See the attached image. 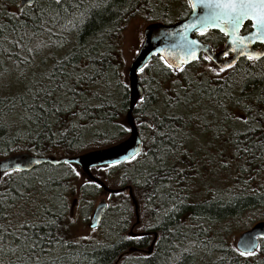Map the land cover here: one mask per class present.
Returning a JSON list of instances; mask_svg holds the SVG:
<instances>
[{
	"label": "trees",
	"instance_id": "trees-1",
	"mask_svg": "<svg viewBox=\"0 0 264 264\" xmlns=\"http://www.w3.org/2000/svg\"><path fill=\"white\" fill-rule=\"evenodd\" d=\"M129 3L150 4L148 0H68L67 4L43 2L13 15L0 11V66L3 59L13 57L18 43L27 48L30 38L46 34L48 38L51 29L56 28L59 34L53 36L58 38L74 32V45L62 57L52 59L53 65L43 79L30 69L19 78L23 83L16 94L0 97V158L20 152L71 156L126 136V76L124 82H118L121 91L115 103L94 95L99 104L90 107L87 91L91 83L106 80L113 70L115 75H122L111 35L118 15ZM188 9L186 0H178L175 12L179 18ZM175 18L176 15L168 17ZM250 29L248 21L241 31ZM196 35L213 46L223 40L216 31ZM201 60L200 57L174 71L161 56H153L140 72L145 94L133 109L138 119L144 117L151 122H139L141 151L128 161L92 168L93 174L106 184V177H112L114 188L131 185L141 224L144 211L152 220L140 231L157 232L151 254H124L118 264H264V238L252 255H242L233 244L234 237L243 231L239 227L245 212L264 204V56L242 57L219 75ZM196 65L212 73L202 75ZM188 68L195 72L191 78L183 76L180 85H168L165 102L172 111L159 112L156 106L164 97L160 91L166 90L161 85L173 73ZM237 112L244 117L239 121L241 129L228 128L222 136L233 162L230 195L221 198L210 189L204 196H192L187 189L195 181V173L212 174V168L195 154L196 150L189 152L191 148L183 144L180 136L189 125L195 130L204 125L208 114H220L225 123ZM10 114L16 117L13 126L1 121ZM76 117L80 119L78 125L73 124ZM91 118L109 126L107 131L93 133L89 142L83 139L80 121ZM220 151L224 153L222 146ZM194 158L206 165L207 173L196 168ZM48 164L36 165L29 171H8V175L0 173V264H114L130 246L149 245L152 236L130 237L125 233L133 210L127 190L110 194L117 202L104 210L101 222L109 221L99 242L74 243L63 235V215L55 212L54 205L26 206L28 214L16 215L22 196L32 188L36 168ZM114 168L119 172L116 179ZM219 168L226 173V163ZM53 181L43 178L38 184L51 190L57 184ZM89 182L102 191L98 184ZM115 217L120 220L118 232L112 230ZM32 224L38 226L31 227ZM33 243L37 244L35 249L31 247ZM179 244L187 248L181 251Z\"/></svg>",
	"mask_w": 264,
	"mask_h": 264
},
{
	"label": "rangeland",
	"instance_id": "rangeland-1",
	"mask_svg": "<svg viewBox=\"0 0 264 264\" xmlns=\"http://www.w3.org/2000/svg\"><path fill=\"white\" fill-rule=\"evenodd\" d=\"M8 13L13 15L15 11H8ZM141 24V17L131 18L126 24L125 29L119 36L118 42L115 43V48L119 50L122 75H115V70H113L111 75H109L106 80H98L97 82L91 83L87 91L91 98L89 103L90 107L99 104V102L94 99V95L110 98L114 103L115 99H119L121 88L119 86L120 83L118 84V82L120 79L124 82V75L127 78L128 65L141 44V41H138L139 32L141 33L142 31L140 28ZM73 33L69 34V36L64 33L62 35H65L66 38L63 36L58 38L56 35L53 36L54 34H59L58 29L56 28L51 29L48 38L47 34L46 36L43 35L38 36L37 38H30L27 48H23L18 43L17 50L14 51L15 53L13 57L9 56V58H5L1 61L0 97L8 98L11 95L16 94V92L22 87L21 84L23 83L19 78L23 76L22 74H24V72H27L30 69H33L34 73H36L40 79H43V75H45L47 71L49 72L53 65L52 59L62 57L68 53L74 45ZM200 63H204L206 67L210 68L213 73H217V75L223 73L211 68L210 64L203 60H201ZM196 69H201L199 70V73L202 75H207L208 72H211L210 70L202 69L200 65H196ZM193 74H195V72L191 70V68L181 69L179 72L177 71L176 73H173L171 78L161 85V88L166 86V90L164 92L160 91L162 93L161 96L164 97H160L157 103L156 107L159 112L168 113L172 111L171 108L167 107L168 102H165L166 96L169 95V91L167 90L168 85L174 82H178L180 85L183 76L191 78ZM115 77L117 79H115ZM78 118L79 117H76L74 119V125L79 124L80 119ZM205 119L206 123L204 125H198L197 130L191 128V125H189L185 130V132H187H183V135L180 137L184 138L182 140L183 144L191 148L189 149V152L194 149L196 150L195 154H199L202 160L209 162L212 168V174L209 171L208 173L205 171L207 168L203 162H201L198 158H194L193 162L196 168L200 171L204 169L202 172L207 174L196 172L195 181H191V188L187 190L192 196L200 197L206 195L207 190L214 189L217 195L224 198L229 196L231 193L232 180L230 174L232 173L233 162L230 158L231 152L227 151L228 145L225 142H222V136L228 128L230 130L241 129L242 126L239 121L244 120V117L241 113L237 112L235 114V118L228 120L225 123H222L220 114H208ZM1 121L13 126L16 124V117L11 114L10 116L6 115ZM80 122L84 131L83 139L84 141L89 142L94 138L93 133L98 130L107 131L109 126L108 124L100 123L98 120H94L93 118L88 121L83 120ZM214 136H217V138ZM221 146L224 151H227L226 154H224L225 152L223 153L217 149L218 147L221 149ZM58 155L59 154L56 152L55 156L58 157ZM225 163L227 169L226 173L225 170H221V168H219L221 164ZM36 169V172H34V176L36 178L33 180L32 188L26 192L24 196H22L20 203L17 205L15 214L23 215L24 212L28 214L26 206L28 208H30V206L37 208L43 203L51 206L54 205V208H56L55 212L57 211V213L63 215V220L60 221L61 226H63L61 231L68 239L74 243L86 244L101 241L106 232L105 226H107V222L109 220L101 222L98 227L90 228L88 223L91 215L99 201L104 200L107 206H111L112 203L117 202V199H114L110 194L97 189L87 180V177L71 163L64 162L56 165L48 164L43 167L39 166ZM113 170L114 172L112 171V173L116 179L119 172L116 168ZM106 172L107 169L104 170V173ZM262 177H264V173L262 174ZM43 178L48 180L53 178V182L57 183L55 185L56 188H52L53 190H47L43 187V185H39L38 181L43 180ZM106 178L109 181L107 185L111 187L114 186L113 180L111 179L112 177ZM188 185L189 184L186 186ZM108 211L109 210H107L105 214L106 218L108 216ZM131 216L132 217L125 227L126 234L135 220L132 208ZM141 217H143L142 220L144 225L141 224L140 221L139 224L134 227V231H140L144 226L150 225L152 222L148 213L145 211ZM139 219H141L140 216ZM242 220L243 225L239 227L240 230L248 228L258 220H264V204L256 205V207H252L247 210L243 215ZM119 223V218L115 217V225L112 227L113 231L118 232V229L120 228ZM179 245H181L179 246L181 251L187 248L182 244ZM138 252L143 253L141 251Z\"/></svg>",
	"mask_w": 264,
	"mask_h": 264
},
{
	"label": "water",
	"instance_id": "water-1",
	"mask_svg": "<svg viewBox=\"0 0 264 264\" xmlns=\"http://www.w3.org/2000/svg\"><path fill=\"white\" fill-rule=\"evenodd\" d=\"M34 1L35 0H31V3ZM188 2L190 11L185 17L168 24L150 23L143 30L144 39L127 68L129 101L125 113V123L128 127V134L126 137L107 146L92 148L71 156H39L30 152H20L0 158V173L13 170H30L42 163L60 164L68 162L78 165L87 177V180L98 184L105 193L113 194L127 190L135 216V220L128 231V236L142 237L152 235L153 237L149 245L145 248L130 246L118 256L114 264H118V261L124 254L128 255L136 251H141L146 255L151 254L157 239L156 231H134V227L139 224L140 219L138 202L134 196L132 186L126 185L118 188L110 187L91 172V168L102 165H112V162L115 160H119L120 162L128 161L141 151L142 140L136 119L133 115V109L137 101L141 99L143 95V87L138 75L139 70L155 55L163 57V59L167 61V64L173 65L172 68L174 69L196 61L201 52H204L221 68H228V65L232 66L240 58L248 57L249 55L260 54L259 58L264 56V42L253 38L251 40H246L243 45L234 43V36L225 35V32L220 31V29L215 26H205L198 22L200 17L210 11L209 9L200 4H197L196 8H192L191 3L196 2V0H188ZM26 5H29L26 0H20L19 9H22ZM248 21L251 22V29L245 33H241L243 25ZM252 23L253 21L250 19L245 20L236 35L247 37L250 33L255 32V29L252 28ZM191 25H196V27H190ZM208 29L217 30L226 37L222 50L213 52L209 45L199 40L194 35L197 32ZM226 54L229 55L224 57ZM138 120L139 122L151 125V122L147 118L141 117ZM125 156L130 157V159H123ZM106 207L107 204L104 200L97 203L88 223L90 228H95L100 225ZM246 236H254L255 242L259 245L260 239L264 238V220L254 222L251 226L239 232L234 237L233 244L237 251H243V249L240 248V241L242 237ZM257 249L258 248H255L253 251L255 252Z\"/></svg>",
	"mask_w": 264,
	"mask_h": 264
},
{
	"label": "snow or ice",
	"instance_id": "snow-or-ice-1",
	"mask_svg": "<svg viewBox=\"0 0 264 264\" xmlns=\"http://www.w3.org/2000/svg\"><path fill=\"white\" fill-rule=\"evenodd\" d=\"M27 3H31V0H26ZM58 2V0H57ZM197 4L209 9L202 17L199 18V23L205 26H215L220 29V31L225 32V35L234 36V43H239L243 45L246 40L256 39L264 42V0H196V2L191 3L192 8H196ZM252 20V28L255 32L250 33L247 37H241L236 35L240 26L245 20ZM190 27L195 28L196 25H191ZM195 43V42H192ZM260 54L249 55V59H257ZM163 59V57H162ZM207 59V57H206ZM167 63V61H165ZM173 65L168 64L171 68ZM229 67L231 65H228ZM144 69L141 68L142 72ZM223 70V69H221ZM123 159L128 160L130 157L125 156ZM119 160H115L112 163H119ZM8 175V172L4 173ZM50 223H55L50 221ZM22 224L21 227H25ZM38 225L32 224L31 227H37ZM32 249L37 247L36 243L31 245ZM259 245L255 242L254 236L242 237L240 241V248L242 255H252L254 254L253 249L258 248Z\"/></svg>",
	"mask_w": 264,
	"mask_h": 264
},
{
	"label": "flooded vegetation",
	"instance_id": "flooded-vegetation-1",
	"mask_svg": "<svg viewBox=\"0 0 264 264\" xmlns=\"http://www.w3.org/2000/svg\"><path fill=\"white\" fill-rule=\"evenodd\" d=\"M60 1H62V3H68V0H35L33 3L29 4V5H26L24 6L22 9L24 8H27V7H36L38 5H40L41 3L43 2H54V3H59ZM187 1V4L189 6V9H188V12L186 13V15L189 13L190 11V5H189V2L188 0ZM148 2L150 3L149 5H142V4H133V3H129L127 4L124 8V11L123 13H120L116 19V22H115V31L113 32V35H111V39L112 40H115V43L118 42V39H119V36L120 34L123 32V30L125 29V26L126 24L128 23V21L131 19V18H135V17H138L140 18L141 17V20H142V24L140 26V28L142 29L141 33L139 32V36H138V41H143L144 39V34H143V30L144 28L150 24V23H164V24H168V23H173V22H176L178 21L179 19L185 17L186 15H184L183 17H180L179 18V15H177V8H178V0H148ZM19 4H20V0H0V11H21L22 9H19ZM172 9V10H171ZM174 9V10H173ZM170 15H176V18L174 20H170L168 19V17ZM209 31H216L218 33H220L222 35V42L219 43L217 46H213L211 43H208L204 40H202L201 38H199L196 34H206L207 32ZM241 33H245V32H242ZM199 40L203 41L204 43H206L207 45H209V47L212 49L213 52H217V51H220L222 50L223 46H224V43L226 41V37L219 31L217 30H212V29H208V30H205V31H202V32H197L194 34ZM141 45V44H140ZM140 47V46H139ZM258 47V46H257ZM139 49V48H138ZM138 51V50H137ZM135 52V51H134ZM132 52V53H134ZM137 53V52H136ZM136 55V54H135ZM134 55V56H135ZM229 54H226L224 55V57H227ZM202 58L204 61H206L208 64H210V66L212 68H214L215 70H218V72H223L225 70H227V68H221L219 67L214 61H212L204 52H201L199 54V57L198 58ZM207 57V59H206ZM115 58L117 60V62L121 65V62L119 60V50L115 49ZM133 59V58H132ZM149 62V61H148ZM147 62V63H148ZM146 63V64H147ZM191 64V63H190ZM188 65V64H186ZM146 66V65H145ZM144 66V67H145ZM184 66V65H182ZM179 67L177 68L176 70L182 68ZM143 67V68H144ZM229 68V67H228ZM121 69V68H120ZM223 69V70H221ZM174 69V71H176ZM140 70L138 72V75H139V78H140ZM125 80V79H124ZM140 83H141V78H140ZM126 84L128 86V81L126 80ZM142 87H143V95L145 94V88L143 86V84L141 83ZM79 90L81 91H84L85 88L84 87H79ZM128 91H129V87H128ZM142 95V96H143ZM128 101H129V93H128ZM135 119H136V123H137V126H138V130H139V121H138V116L134 115ZM140 133V131H139ZM141 136V135H140ZM126 137V136H125ZM124 138V137H123ZM121 138V139H123ZM120 139V140H121ZM119 141V140H117ZM115 141V142H117ZM225 142V141H224ZM226 143V142H225ZM227 144V143H226ZM218 150H221L219 149V147L217 148ZM227 151H229V147L227 149ZM226 152V151H224ZM76 168H78V170L80 172L81 169L78 165L76 164H73ZM116 165V164H115ZM91 172H93L92 168H91ZM83 173V172H82ZM84 174V173H83ZM152 236V235H151ZM153 237V236H152ZM152 239V238H151ZM151 241V240H150ZM155 244V243H154Z\"/></svg>",
	"mask_w": 264,
	"mask_h": 264
},
{
	"label": "bare ground",
	"instance_id": "bare-ground-1",
	"mask_svg": "<svg viewBox=\"0 0 264 264\" xmlns=\"http://www.w3.org/2000/svg\"><path fill=\"white\" fill-rule=\"evenodd\" d=\"M31 36V35H30ZM21 48V47H20ZM29 171V170H28Z\"/></svg>",
	"mask_w": 264,
	"mask_h": 264
}]
</instances>
